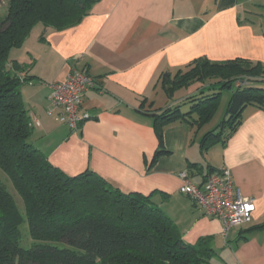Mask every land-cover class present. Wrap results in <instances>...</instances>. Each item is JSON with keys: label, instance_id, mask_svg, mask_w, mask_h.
Listing matches in <instances>:
<instances>
[{"label": "crops", "instance_id": "0c3cea01", "mask_svg": "<svg viewBox=\"0 0 264 264\" xmlns=\"http://www.w3.org/2000/svg\"><path fill=\"white\" fill-rule=\"evenodd\" d=\"M199 58L264 65V0H96L80 23L63 29L38 23L10 51L31 78L20 88L33 126L30 141L54 165L72 175L95 171L125 192L153 194L185 241L212 238V264H264V109L247 105L236 131L207 150L201 139L215 127H209L214 116L199 129L177 120L164 128V152L153 161L159 139L152 113L178 105L185 111L181 102L214 81L168 95L162 76L184 72ZM74 67L97 84L82 104L91 117L77 130L55 119L49 101L51 84ZM221 167L231 170L241 195L256 198L251 222L227 235L180 192L181 171L202 184Z\"/></svg>", "mask_w": 264, "mask_h": 264}, {"label": "trees", "instance_id": "16d2710c", "mask_svg": "<svg viewBox=\"0 0 264 264\" xmlns=\"http://www.w3.org/2000/svg\"><path fill=\"white\" fill-rule=\"evenodd\" d=\"M95 1L8 0L0 22V169L23 199L33 240L30 247L21 246L24 217L0 182V264H212L217 256L212 238L185 241L153 194L122 191L92 170L68 174L30 141L33 126L20 88L31 78L23 73L24 64L10 60V51L21 47L38 23L56 29L80 23ZM206 80H214L208 86L213 91L186 98L187 110L178 105L152 113L159 139L153 161L164 152V128L180 119L203 127L218 110L223 87L235 89L223 121L203 135V150L236 131L247 105L264 109V65L244 58H199L184 72L164 74L161 84L171 95Z\"/></svg>", "mask_w": 264, "mask_h": 264}, {"label": "built area", "instance_id": "2783aa9c", "mask_svg": "<svg viewBox=\"0 0 264 264\" xmlns=\"http://www.w3.org/2000/svg\"><path fill=\"white\" fill-rule=\"evenodd\" d=\"M96 85L86 69L72 68L65 80L51 84L50 113L55 114L58 122L77 130L81 122L91 117L88 112H82V104L86 92ZM179 177L180 192L217 219L224 235L234 227L251 222L256 198L240 194L228 167L210 171L202 184L193 182L186 170L181 171Z\"/></svg>", "mask_w": 264, "mask_h": 264}, {"label": "rangeland", "instance_id": "374dc122", "mask_svg": "<svg viewBox=\"0 0 264 264\" xmlns=\"http://www.w3.org/2000/svg\"><path fill=\"white\" fill-rule=\"evenodd\" d=\"M7 12H8V0H1L0 1V22L5 18V16L7 15ZM207 86L208 85H204V87H203L205 89L204 91L209 90V88ZM215 86L218 87L217 84ZM234 87L235 86H233L231 88L230 87H223L221 89L222 97L220 100V104H219L218 110L216 111L209 127L214 126V125H215V127H217L216 125H219V123H221L223 121L225 114H226L225 111H226L227 103H228L229 98L232 94V91L235 89ZM213 89H210L211 91H207V92H212ZM216 90H218V89H216ZM185 92H186V89L182 90L181 93H179V95H182ZM162 95H165V93L163 91H162ZM189 104L190 103H188V102L187 103L181 102V107L183 108V110H187ZM0 182L2 184H4L6 186V188L8 189V191L13 195V197H14V199H15L18 207H19L20 212L22 213V215L24 217V221L22 222V224L20 226L21 235H22L21 246L28 248L32 245L33 240H32L31 235L29 233V227H28L26 210H25L23 199L21 198V196L18 194V192L14 188L9 177L1 169H0Z\"/></svg>", "mask_w": 264, "mask_h": 264}]
</instances>
